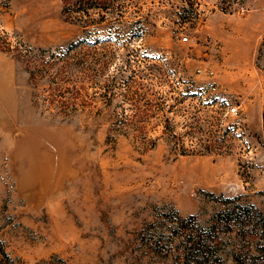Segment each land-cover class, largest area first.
<instances>
[{
  "label": "rangeland",
  "instance_id": "obj_1",
  "mask_svg": "<svg viewBox=\"0 0 264 264\" xmlns=\"http://www.w3.org/2000/svg\"><path fill=\"white\" fill-rule=\"evenodd\" d=\"M0 264H264V0H0Z\"/></svg>",
  "mask_w": 264,
  "mask_h": 264
},
{
  "label": "built area",
  "instance_id": "obj_2",
  "mask_svg": "<svg viewBox=\"0 0 264 264\" xmlns=\"http://www.w3.org/2000/svg\"><path fill=\"white\" fill-rule=\"evenodd\" d=\"M181 39L184 40V41H187V38L186 37H182ZM230 112L232 114H237L238 113V108L235 107V106H233V107L230 108Z\"/></svg>",
  "mask_w": 264,
  "mask_h": 264
},
{
  "label": "trees",
  "instance_id": "obj_3",
  "mask_svg": "<svg viewBox=\"0 0 264 264\" xmlns=\"http://www.w3.org/2000/svg\"><path fill=\"white\" fill-rule=\"evenodd\" d=\"M103 5H104V4H103ZM105 8H106V7H105ZM81 10H84V9L81 8Z\"/></svg>",
  "mask_w": 264,
  "mask_h": 264
}]
</instances>
